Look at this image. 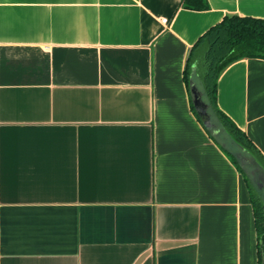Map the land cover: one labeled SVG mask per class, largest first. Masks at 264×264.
Returning a JSON list of instances; mask_svg holds the SVG:
<instances>
[{
  "label": "crops",
  "instance_id": "obj_1",
  "mask_svg": "<svg viewBox=\"0 0 264 264\" xmlns=\"http://www.w3.org/2000/svg\"><path fill=\"white\" fill-rule=\"evenodd\" d=\"M208 3L0 0V264H260L249 184L185 70L264 0ZM217 107L264 158V60L228 66Z\"/></svg>",
  "mask_w": 264,
  "mask_h": 264
},
{
  "label": "trees",
  "instance_id": "obj_2",
  "mask_svg": "<svg viewBox=\"0 0 264 264\" xmlns=\"http://www.w3.org/2000/svg\"><path fill=\"white\" fill-rule=\"evenodd\" d=\"M185 9L209 10L208 0H181ZM242 59L264 60V19L230 16L212 27L194 45L187 61L185 81L189 87L195 67L202 81L207 99L219 123L240 146L249 151L264 168V158L238 127L217 107L218 80L222 72ZM232 158V157H231ZM232 160L236 163L235 159ZM251 190L255 223L258 233L259 263L264 257V203L242 170Z\"/></svg>",
  "mask_w": 264,
  "mask_h": 264
},
{
  "label": "water",
  "instance_id": "obj_3",
  "mask_svg": "<svg viewBox=\"0 0 264 264\" xmlns=\"http://www.w3.org/2000/svg\"><path fill=\"white\" fill-rule=\"evenodd\" d=\"M189 88L194 108L204 127L221 144V146L235 158L249 179L254 190L264 203L263 166L249 151L234 141L219 123L207 99L202 82L196 73L195 67L193 68L192 74L190 76ZM262 264H264V257Z\"/></svg>",
  "mask_w": 264,
  "mask_h": 264
},
{
  "label": "built area",
  "instance_id": "obj_4",
  "mask_svg": "<svg viewBox=\"0 0 264 264\" xmlns=\"http://www.w3.org/2000/svg\"><path fill=\"white\" fill-rule=\"evenodd\" d=\"M163 23L167 24L168 23V20L164 19L163 20Z\"/></svg>",
  "mask_w": 264,
  "mask_h": 264
}]
</instances>
